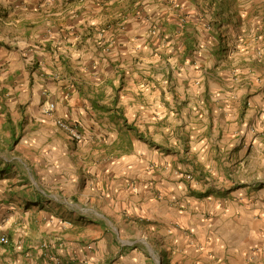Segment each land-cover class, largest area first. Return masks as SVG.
Segmentation results:
<instances>
[{
  "label": "crops",
  "instance_id": "0c3cea01",
  "mask_svg": "<svg viewBox=\"0 0 264 264\" xmlns=\"http://www.w3.org/2000/svg\"><path fill=\"white\" fill-rule=\"evenodd\" d=\"M204 1H0L5 261L264 264V77Z\"/></svg>",
  "mask_w": 264,
  "mask_h": 264
},
{
  "label": "rangeland",
  "instance_id": "374dc122",
  "mask_svg": "<svg viewBox=\"0 0 264 264\" xmlns=\"http://www.w3.org/2000/svg\"><path fill=\"white\" fill-rule=\"evenodd\" d=\"M244 1L245 3H243V6L246 9L245 11L246 13L243 14L242 17L245 19V23H246V32L244 36L238 34L236 38L231 36L229 40H225L222 42L224 38L221 37V34L218 33L217 29L214 30L213 35L218 37L219 44L225 46L223 52L214 50L213 52V56L215 57L214 67L218 65H220V67L221 66L231 67L232 65H235L240 67H247L250 69L254 68L257 72L260 73L261 75L260 77H264V20L262 19V21H260L263 29L260 30L262 32H258L259 30L258 29L256 30L255 27H253L256 24V20L258 19L259 21V18L261 19V13H260L261 7L259 6L261 2H257L253 4V3H249L250 2L249 0H244ZM205 3H207L210 6H214L213 2L210 3L209 1H206ZM255 6H259V7H257L256 9ZM255 9L257 11H255ZM219 15H222L221 10L219 11ZM231 16L234 17L233 15ZM223 17L224 19L228 18L227 20L231 21V23L233 22L232 18L229 15ZM248 23H250V25ZM185 177L189 179L191 176L187 174L185 175ZM107 223L111 225L110 221ZM2 237L3 236L0 235V239ZM2 243L3 242L0 241V252H2L1 251ZM3 257H4L3 253H0V264H11L10 262L5 261ZM27 264H29V262Z\"/></svg>",
  "mask_w": 264,
  "mask_h": 264
},
{
  "label": "trees",
  "instance_id": "16d2710c",
  "mask_svg": "<svg viewBox=\"0 0 264 264\" xmlns=\"http://www.w3.org/2000/svg\"><path fill=\"white\" fill-rule=\"evenodd\" d=\"M200 1H204V0H200ZM206 1H209L210 3L213 2L214 6H215V10H213V13L215 14L216 17H217V15H219V11H220V10H218V8H220L221 11H222L223 7H226L227 15H229L232 18V21L235 24H238V27L240 28V29H238L239 34H241V36L245 35L246 23H245V19L242 18L243 14L246 13L245 12L246 9L243 6V3H245L244 0H206ZM249 1H250L249 3H253V4L257 3V2H261V4L259 5L261 7V9H260L261 19L258 17L259 21L257 19L256 20V24L255 25L253 24L254 25L253 27H255L256 30L258 29L259 30L258 32H262L261 30H263V29H262L260 21H262V19L264 20V0H260V1H258V0H254V1L249 0ZM259 6H255V8L257 9V7H259ZM256 9H255V11H257ZM222 14H223V11H222ZM230 14L233 15L234 17H232ZM243 27L245 29H243ZM130 127L134 128L132 126H130ZM135 129L136 128H134V130Z\"/></svg>",
  "mask_w": 264,
  "mask_h": 264
},
{
  "label": "built area",
  "instance_id": "2783aa9c",
  "mask_svg": "<svg viewBox=\"0 0 264 264\" xmlns=\"http://www.w3.org/2000/svg\"><path fill=\"white\" fill-rule=\"evenodd\" d=\"M55 109V104L54 103H49L46 105L43 109V113L45 115L51 114L53 110ZM57 126L65 131L69 137L70 140L72 141H79L82 138L81 132L79 131V126L75 123H69L64 120H57ZM2 242H5V238H1ZM57 264H61L60 262H57Z\"/></svg>",
  "mask_w": 264,
  "mask_h": 264
}]
</instances>
